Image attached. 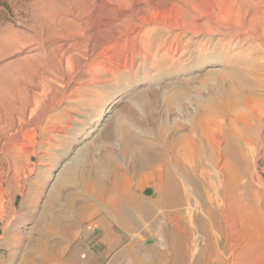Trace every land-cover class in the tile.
Instances as JSON below:
<instances>
[{
  "label": "rangeland",
  "instance_id": "374dc122",
  "mask_svg": "<svg viewBox=\"0 0 264 264\" xmlns=\"http://www.w3.org/2000/svg\"><path fill=\"white\" fill-rule=\"evenodd\" d=\"M259 1L261 5L255 6L236 0H105L99 9L97 0H76L64 6L39 0H0V32L9 28L12 32H24L30 44L20 53L37 58L36 62L28 63L31 69L26 81L32 83L36 72L47 78L38 110L32 112L34 102L29 101L16 116L8 115L4 125L7 134L20 137L23 151L39 149L41 131L37 130L39 136L33 143L31 134L25 130L26 126L39 123V128L45 129L46 136L51 138L45 136V148L48 147L44 150L52 152V174L58 176L85 142L99 147L105 141L102 132L116 115L124 116L134 127L141 125L137 130L149 136L161 121H168L169 128L179 124L184 133L193 124L198 97L207 98L212 88L221 84L220 78L226 70L221 59L248 48L242 46L241 38L264 39V0ZM55 16L58 19H53ZM104 106L107 111L95 129L86 130L81 143L71 144L69 137H74L76 129L84 124L83 115L93 120ZM261 109L262 112L255 114L241 109L248 112V123L253 130L262 133L253 147L255 154L248 177L252 188L244 193L256 215L257 211H264V106ZM93 136L98 138L93 140ZM37 160L32 159V170L27 173L24 170L20 178L11 169L3 172L5 187L12 190L0 193V264H38L42 257L41 226H37L45 202V191L41 192V188L46 186L40 175L39 181L35 177ZM5 167L10 168V163L3 160L0 172ZM9 173L11 176L7 177ZM73 191L81 192V186ZM142 193L155 197L152 187H146ZM228 210L229 219L223 222L222 247L227 241H233L238 253L248 246L257 247L249 254L254 255L252 259L244 255V259H249H243V264L257 263L255 253H264L260 245L262 242L264 246V224L254 222L248 227L235 209ZM92 225L86 222L83 228L87 230ZM102 238L101 229L85 236L82 252L91 256L85 264H108L118 254L119 249L109 251ZM205 241L200 234L196 249H201ZM159 244L160 232L155 227L139 247ZM118 261V264H130L124 255Z\"/></svg>",
  "mask_w": 264,
  "mask_h": 264
},
{
  "label": "bare ground",
  "instance_id": "6f19581e",
  "mask_svg": "<svg viewBox=\"0 0 264 264\" xmlns=\"http://www.w3.org/2000/svg\"><path fill=\"white\" fill-rule=\"evenodd\" d=\"M39 1L64 6L76 0ZM104 1L97 0L99 9ZM236 1L261 5L259 0ZM262 34L264 36V32ZM28 38L24 32H12L10 28L0 32V163L3 160L10 163V168L5 167L0 172V193L12 190L10 186L5 187L4 171L11 169L19 177L30 172V162L38 158L35 177L38 181L42 177L46 186V189L41 188V192L45 191V202L38 216L40 225L37 223V227L41 226L39 249L42 251L38 264H85L91 256L82 252L84 238L96 229L102 230V243L109 251L119 249L108 264H118L121 255L128 257L130 264H243L244 255L257 248L254 243L255 248L248 246L238 253L233 241H227L222 247L221 235L223 222L229 219L228 208L235 209L248 227L254 222L264 224V211H257L256 215L244 194L252 188L248 178L250 164L261 132L253 130L248 123V112L241 110L245 108L250 114L263 110L264 39L252 37L245 41L241 38L242 46L248 48L221 59L226 65L221 84L212 88L207 98L198 97L193 124L184 133L179 124L169 128L168 121H161L152 126L153 135L149 136L137 130L141 125L136 128L127 123L124 116L116 115L102 132L105 141L99 147L85 142L70 158L71 164L60 168L62 171L57 176L52 174V152L44 150L48 147L45 148L44 141L47 134L45 129L39 128V123L25 127L33 143L39 136L37 130L41 131L39 149L33 147L29 151H23L20 137H11L4 126L8 115L16 116L29 101L34 102L32 112H36L43 94L46 76L36 72L32 83L26 81L31 69L28 63L37 60L35 56L20 53L30 44ZM99 110L93 120L83 113L84 124L76 129L74 137H69L71 144L80 142L86 130L95 129L107 111L106 106ZM151 114L156 115L154 111ZM97 138L93 136V140ZM24 157L27 163L23 166ZM10 176L9 173L7 177ZM76 186H81V192L73 191ZM146 187L155 190V197L144 196L142 192ZM86 222L93 223L87 230L83 228ZM155 227L160 232V244L139 247ZM200 234L206 241L197 250L196 240ZM260 245L264 250L262 242ZM260 253H255L258 254L256 260L253 258L257 261L255 264L259 261L264 264V253Z\"/></svg>",
  "mask_w": 264,
  "mask_h": 264
}]
</instances>
